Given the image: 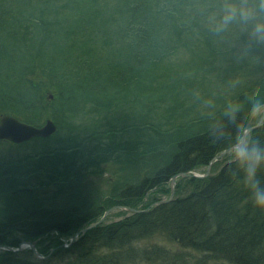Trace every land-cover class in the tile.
Instances as JSON below:
<instances>
[{
    "label": "trees",
    "instance_id": "1",
    "mask_svg": "<svg viewBox=\"0 0 264 264\" xmlns=\"http://www.w3.org/2000/svg\"><path fill=\"white\" fill-rule=\"evenodd\" d=\"M213 2L0 0V117L56 126L0 141V246L18 247L12 231L39 239L44 255L59 246L43 261L0 251V264H185L167 245L140 247L153 238L221 264H264V212L227 161L179 178L187 194L62 246L111 207L135 209L173 176L207 167L249 127L251 104L264 100V47L211 34L201 10ZM229 105H239L235 121ZM251 133L264 144V122Z\"/></svg>",
    "mask_w": 264,
    "mask_h": 264
},
{
    "label": "clouds",
    "instance_id": "2",
    "mask_svg": "<svg viewBox=\"0 0 264 264\" xmlns=\"http://www.w3.org/2000/svg\"><path fill=\"white\" fill-rule=\"evenodd\" d=\"M207 30L221 42L226 41L234 32L243 35V50L264 47V0H214L201 10ZM194 95L199 97L198 92ZM207 107L213 102L207 101ZM239 105H229L225 116L235 121ZM249 118L259 125L264 118V100H255L249 109ZM246 125H238V132L227 147L226 168L234 169L247 193V202L257 211L264 212V144ZM212 135L219 138L221 129L212 125Z\"/></svg>",
    "mask_w": 264,
    "mask_h": 264
},
{
    "label": "water",
    "instance_id": "3",
    "mask_svg": "<svg viewBox=\"0 0 264 264\" xmlns=\"http://www.w3.org/2000/svg\"><path fill=\"white\" fill-rule=\"evenodd\" d=\"M50 99H52V97L50 96ZM262 123V119L259 123V125L257 126H253V127H249L245 130V132H248L249 130L252 132L253 130L256 129V127H259L260 124ZM56 131V126L55 124L48 120L46 121L43 125L41 126H32L29 124H26L22 121H20L18 118H15L13 116L10 115H2L0 117V141H7L13 144H22L25 142H28L30 140H32L33 138H47L49 136H51L52 134H54ZM227 154V150H225L223 153H221L220 155H218L217 157H215L207 166L206 171L204 174H194V173H179L175 176H173L171 178V182H170V187H171V191H170V197L168 200H162L159 201L154 205H160V204H166L169 203L170 201L173 200V196H174V187H175V181L178 178H188V177H193V178H206L210 175V169L212 167V165L214 164V162H217L218 160L222 159L224 157V155ZM116 210H122V211H126L128 213H140L139 210L130 208V207H112L108 210H106L104 212L103 217L97 222L95 223L93 226L91 227H96L98 224H100L103 219L111 212L116 211ZM147 211V210H145ZM90 228H83L80 231L76 232L74 234V236L69 240V243L66 245H63L64 248H68L70 247L75 240L83 233H85L87 230H89ZM36 241L33 243H24L21 244L18 248L13 249V248H9L6 246H0V250L2 251H7V252H12V253H17L22 251L23 249H29L33 255L39 259V260H44L46 259L45 256H42L37 250H36ZM53 251V250H52Z\"/></svg>",
    "mask_w": 264,
    "mask_h": 264
},
{
    "label": "rangeland",
    "instance_id": "4",
    "mask_svg": "<svg viewBox=\"0 0 264 264\" xmlns=\"http://www.w3.org/2000/svg\"><path fill=\"white\" fill-rule=\"evenodd\" d=\"M263 122H264V118H262V123L260 124L259 127H261V125L263 124ZM248 126L249 127H253V126H256V125L253 124L251 122V120L249 119ZM259 127H256V129L259 128ZM226 156L227 155H225L222 160L217 161V162H214V164L212 165V167L210 169V175L211 174H215L220 169V167L222 166V164L225 163V161H227ZM205 171H206V167L200 168V169L197 170L198 174H204ZM103 177L105 178V177H107V175H104ZM95 183H100V182H98V180L95 179ZM102 188L104 189V186H102ZM162 190L163 191H161V192H151L148 195L147 200H143V202L137 204V206L135 207V209L136 210H139L140 212H142L145 209L147 210L148 208H152L153 207L152 205L155 204V203H157V202H159V201L168 200L169 197H170V191H171L170 185H166L165 187L162 188ZM188 192H189V189L185 185L184 179H181L178 182H177V180L175 181L174 196H173V198H176L178 196H183V195L187 194ZM154 199H156L158 201L150 204L148 206V208H147V205L149 203L153 202ZM113 207H119V206H113ZM122 207H125V206H122ZM144 207H146V208H144ZM103 215L101 216V218L103 217ZM128 216H130V214L128 212L122 211V210H116V211H113V212L109 213L103 219V221L100 224H98L97 226L107 225V224H111V223H114V222H118V221H121V220H123L124 218H126ZM91 228H93V227H91ZM11 236L14 238L15 241L18 242L17 243L18 247L21 244H24V243H31L30 240L25 239L20 233H18L16 231H12L11 232ZM52 239L53 238H50V240H52ZM48 241H45L43 243L44 244H48ZM54 242H56V241H54ZM65 243H67V241ZM139 245H140V247H143V248H151L150 246H152V245H160V246L167 245L170 248L169 250H171L170 251L171 255H174L175 252L182 254L180 256H183L184 257L185 260H183V261H184L185 264H221L220 261L205 259L204 255L203 254H200L198 252H194V251L192 252V251H188V250H182V249L178 248L175 245L166 244L165 241H164V239L163 240H160V239H157V238H153L152 240H149V241L144 242L143 244H139ZM6 247H9V248H13L14 249L13 246H6ZM18 247H16V248H18ZM43 249H44V246H41V245H38L36 247V250L38 252L39 251L42 252ZM58 249H59V246H55V244H54L53 245V248L50 250V252H49L48 255H44L43 254L44 251L42 252V254L40 252L39 253L42 256H47V258H49V256L51 255V253L53 251H55V250H58ZM1 252H4V251H1ZM1 252H0V254H1ZM66 259H67V256L66 255H57L52 260V262L51 263H48V264H59V263L60 264H65L66 263ZM39 261H43V260H39ZM129 264H151V263H146V262L145 263H136V258H135L134 260H131ZM156 264H161V263H157L156 262Z\"/></svg>",
    "mask_w": 264,
    "mask_h": 264
},
{
    "label": "bare ground",
    "instance_id": "5",
    "mask_svg": "<svg viewBox=\"0 0 264 264\" xmlns=\"http://www.w3.org/2000/svg\"><path fill=\"white\" fill-rule=\"evenodd\" d=\"M48 120L52 121L51 119L47 118V119H45L44 123H45L46 121H48ZM52 122H53V121H52ZM44 123H43V124H44ZM53 123H54V122H53ZM43 124H42V125H43ZM216 157H217V156H216ZM220 160H221V159H220ZM220 160H218V161H220ZM190 173L198 174L197 171L190 172ZM170 182H171V181H170ZM152 206H153V205H152ZM85 228H89V227H85ZM72 237H73V236H72ZM72 237H71V238H72ZM76 240H77V239H76ZM76 240H75V241H76Z\"/></svg>",
    "mask_w": 264,
    "mask_h": 264
}]
</instances>
